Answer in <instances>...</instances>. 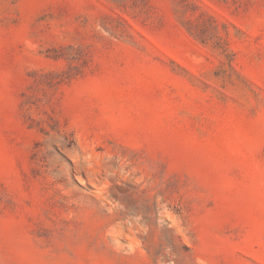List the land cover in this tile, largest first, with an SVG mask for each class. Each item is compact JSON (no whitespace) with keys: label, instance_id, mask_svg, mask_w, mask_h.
Returning <instances> with one entry per match:
<instances>
[{"label":"rangeland","instance_id":"rangeland-1","mask_svg":"<svg viewBox=\"0 0 264 264\" xmlns=\"http://www.w3.org/2000/svg\"><path fill=\"white\" fill-rule=\"evenodd\" d=\"M0 264H264V0H0Z\"/></svg>","mask_w":264,"mask_h":264}]
</instances>
